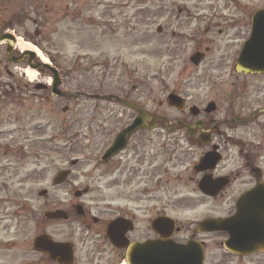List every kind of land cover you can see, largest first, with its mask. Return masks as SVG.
I'll return each mask as SVG.
<instances>
[{"label":"flooded vegetation","instance_id":"obj_1","mask_svg":"<svg viewBox=\"0 0 264 264\" xmlns=\"http://www.w3.org/2000/svg\"><path fill=\"white\" fill-rule=\"evenodd\" d=\"M211 2L215 5L216 13L208 14L199 21L202 23L191 29L186 28L187 33H179L187 39L188 46L191 45L190 53L188 51L186 56L170 57L172 67H181L177 77L171 80L162 78V83L157 82V89L164 98L156 102L154 108H149L146 96L141 93L142 83L129 87L126 83L119 84L109 93H101L98 89L94 94H80L94 100L95 106L90 115L83 116V124L76 127L77 134L73 135L72 142H64V129L68 127H63V134L48 135V127L52 124L51 118L55 112L51 88L41 81L29 83L25 78L15 77L9 70L6 59L7 47L0 45V264H20L21 150L37 145L46 148V144L52 141H57L55 145L58 150L55 154L61 165L64 164V155L68 156L69 151L78 156L70 160L72 169L68 167L57 170L51 188L70 187V183L78 177L84 182L78 188L73 183L68 191L72 197L69 202L51 199L48 190H43V197L48 198L45 212L43 215L35 213L33 218L36 224L40 221L35 238L46 235L54 241L71 244L72 254H64V264H164L160 259L164 258L165 251L169 250L171 244L177 246L176 250L173 249V264H190L183 262L182 258L187 257H202L201 264H264V228L259 222L253 229L242 224L237 253H231L225 247L230 239L227 232L198 234L194 228L191 237H180L182 226L178 222L175 232L168 228L165 232H156L153 228L156 220L166 216L164 187L178 190V182L181 180L191 184L194 193L210 202L230 201L231 209L228 213L203 220L227 219L236 215L245 198L248 203H264V103L253 109L248 104L250 99H243L249 92L251 96L254 90L261 92L258 84L264 75L237 73L235 67L244 40L230 43L225 40L230 29L237 31L234 39L242 37L244 30L251 26L253 14L260 8L241 14L242 25H238V15L234 13L243 9V0ZM76 4V0H0V35L15 24L27 26L33 16L36 26L39 24L41 27L42 22H47L42 18L64 9V6L67 12L70 6ZM50 6L52 10L49 9ZM169 14L171 17V13ZM70 17L69 13L68 16L64 14V19ZM76 18L78 19L77 15ZM193 18L190 9L184 6L178 8V16L172 22H176L175 25L178 22L190 24ZM162 20L167 23L159 27L157 33L159 36L170 35L165 50L170 54L176 53L178 50L173 39L178 37V33L174 26H170V20L166 16ZM215 37L218 39L209 40ZM13 55L19 57L17 53ZM197 56L198 64L194 61ZM28 58L25 57L24 62ZM162 62L166 63L164 60ZM189 70H195L198 74L206 73L205 90L211 91L213 99L206 103H197L191 99L188 94L189 85L198 83L203 78H193L188 73ZM4 73L11 76L4 78ZM215 73L218 74L219 82L212 77ZM226 75L230 79L223 80L222 77ZM146 92L149 95L148 88ZM96 94L100 98H93ZM65 95L55 97L71 98L69 93ZM107 95L112 98H101ZM260 96L262 98L258 96V101L264 102V94ZM126 103L135 104L147 120L143 127L127 138L122 149L109 152L119 136L139 116ZM110 105L113 109L102 108ZM164 105L172 112L165 111ZM24 118H30V121L27 122ZM16 123L23 126L18 129L6 128ZM240 127L249 129L250 132L246 136L228 135L227 130L237 132ZM38 130L42 132L39 136L36 135ZM184 145L192 156L196 154V150L200 154L197 161L190 166V174L186 177L177 174L175 177L166 170L174 169V164L165 169V151L173 149L174 157L175 151L181 150ZM230 149L234 150L233 154ZM40 152L43 155H38V158H46L47 153L42 150ZM209 155L216 162L201 165L200 162ZM229 157L232 162L227 161ZM171 162L173 161H169ZM235 162L239 163L232 164ZM243 170L249 173L250 181L247 183L242 179ZM64 172H68L66 179L63 177V183L55 184L56 177ZM205 179L208 182L206 180L203 185ZM179 195L176 194V197ZM248 210L264 212V209L259 208ZM53 212L66 214V218L46 217V214ZM58 225L64 226V231ZM70 234L72 235L69 238ZM166 234L172 235L165 237ZM216 234L224 236L221 245L226 253L213 258L208 253L207 238L198 236ZM58 236L64 238L58 240ZM191 245L194 247L186 250L194 251L195 254H180L182 248L185 250V247ZM90 248L92 255H89ZM83 251L86 253L83 254ZM106 251H110V254L107 255ZM200 251L202 255H198ZM34 253L42 258L37 264H60L49 255Z\"/></svg>","mask_w":264,"mask_h":264},{"label":"rangeland","instance_id":"obj_2","mask_svg":"<svg viewBox=\"0 0 264 264\" xmlns=\"http://www.w3.org/2000/svg\"><path fill=\"white\" fill-rule=\"evenodd\" d=\"M214 0H76V5L70 6L69 11L60 9L51 16L42 18L46 23L42 22V26H36L34 16L27 26H13L12 33L17 35L21 42L30 43L36 46L44 57L56 66L61 73L62 86L61 90L72 95L69 99L53 98L55 105L52 114V124L48 127V135L63 134L64 142H72L73 135H76V127L83 124V116L90 115L94 108V100H89L87 97H82L83 93H95L98 89L101 93H109L114 91L117 85L124 83L127 87L134 84H143L142 92L148 100V107L154 108L155 103L160 102L164 95L161 96L157 89L158 83H162V78L170 79L178 76V70L181 66L172 67V56H186L191 45L188 46V41L184 38L183 33L186 28H192L204 19L208 14L216 13ZM222 3L225 0H220ZM245 2L243 9L240 12L234 13L238 15V25H242L240 15L248 14L252 9L264 7V0H243ZM124 4V5H123ZM186 6L190 9V13L194 16L193 21L188 23L172 22V19L178 16V8ZM52 10V7H49ZM55 11V10H54ZM53 11V12H54ZM70 19H64V14ZM171 13V17L170 14ZM78 16V19L76 18ZM170 20V26H174L178 33V37L173 39L178 52L169 53L165 50L166 41L171 37L159 36L157 29L165 23L163 17ZM40 18V17H38ZM184 19V18H182ZM235 19V18H234ZM15 23V21H13ZM41 23V21H39ZM188 24V25H187ZM233 24H236L235 22ZM188 30V29H187ZM237 31L230 29L229 35L225 40L227 43L242 41L248 38L247 30H244L242 37L234 39ZM187 33V32H186ZM171 34V33H170ZM218 37L209 38V40H217ZM172 43V42H171ZM173 45V44H172ZM3 49V48H2ZM5 51V50H4ZM190 53V51H189ZM4 54V52H3ZM165 61L166 63L164 64ZM27 62L22 64L9 63V70L15 73V77L25 78L27 81L46 83L51 78L49 72L38 75L35 78H28L25 74ZM203 67V66H202ZM201 67V68H202ZM200 68V69H201ZM193 78L200 76L203 78L198 83L193 82L189 85L188 94L192 100L197 103L202 101L208 102L213 99L211 91L205 90L206 73L198 74L195 70L188 71ZM4 78L8 76L4 73ZM213 79L219 82L218 74H213ZM223 80L230 79L226 75ZM146 81V82H143ZM258 86L261 92H250L243 98L248 101V104L256 108L258 104L264 103L258 101V96L262 98L264 94V77L261 78ZM226 87V86H224ZM149 89V95L146 92ZM76 96V97H74ZM68 107V111L63 113V109ZM107 110L112 108L102 107ZM113 109V108H112ZM167 112H172L164 105ZM175 114V112H173ZM7 119V117H4ZM27 122L30 118H24ZM4 126H7L4 124ZM23 125L16 123L7 129H18ZM20 130V129H19ZM39 131V130H38ZM36 131V135L42 132ZM228 135H244L246 136L249 129L240 127L239 131L231 132ZM22 134V132H21ZM36 142H39L37 140ZM57 141L47 143L46 148L26 147L21 150L20 160V206H21V234H20V264H37L39 255L33 251V240L40 228V221L36 224L33 221L35 213L44 214L46 208L47 197H40V193L47 189L49 198L63 199L64 202H69L72 197L68 191L73 183H76V188L84 185L81 178H76V181L70 183V187L64 186L63 189L51 188L53 179L57 174V170L70 168V160L78 155L73 151H69L68 156L64 155V164L61 165L55 151ZM56 144V145H55ZM56 146V147H55ZM37 148V149H35ZM40 150L44 151L46 158H38V155H43ZM226 150V149H225ZM232 154L233 149H230ZM73 152V153H72ZM174 150L165 151V169L170 168L174 164V169L169 170L171 175L175 177L177 174L186 177L190 174V166L197 161L200 151L196 150L195 155H191L187 146L184 145L181 150L175 151V156L172 157ZM38 153V154H36ZM229 155L231 152L228 150ZM171 155V156H170ZM178 161H177V160ZM169 161H173L169 163ZM228 162H232L229 157ZM239 162L232 163L237 165ZM230 164V165H232ZM77 173V172H76ZM75 178V175L74 177ZM243 182L250 181L249 173L243 170ZM166 181V178H164ZM178 190H174L169 186L164 187V202L167 210L165 215L176 220L182 226L180 237H191L193 229L199 221L208 217L223 216L230 211V201L228 202H210L209 200L200 197L199 194L193 192V186L186 183L184 180L178 182ZM64 191V192H63ZM179 191V193H178ZM176 194H180L176 197ZM47 198V199H46ZM59 228L64 226L58 225ZM62 226V227H60ZM72 234L68 237L70 238ZM207 238L208 253L211 257H215L226 252L221 245L223 235L198 236ZM64 238V236H58ZM79 237H77L78 239ZM79 241V239H78ZM222 246V247H221ZM83 254L86 251L82 252ZM107 255L110 251L105 252ZM89 255H92V249L89 250Z\"/></svg>","mask_w":264,"mask_h":264},{"label":"water","instance_id":"obj_3","mask_svg":"<svg viewBox=\"0 0 264 264\" xmlns=\"http://www.w3.org/2000/svg\"><path fill=\"white\" fill-rule=\"evenodd\" d=\"M6 43L7 44V57L10 61L14 63H21L23 61V57L28 55L30 56L29 60V67L33 70H40V69H49L53 74V85H52V92L55 95L62 96V92L58 89L62 82H61V76L59 71L46 63H39L37 65L34 64V61L36 59V54L31 51H26L21 58L16 59L12 57V51L16 45V39L10 34H4L0 35V44ZM198 56L194 58V61L196 60V64L199 63L197 61ZM237 71H242L245 74H260L264 71V9L259 10L255 13L253 20H252V28H251V35L250 38L245 42L244 47L241 51L240 58L237 64ZM128 107H131L135 110H137L140 113V116L136 119L134 124L128 128L126 131H124L118 138L117 142H120V145H118L116 152L120 149H122L126 143L127 138L138 128L143 127L144 123L147 120V117L142 114L140 109L135 104H126ZM215 161L211 155L204 158L202 163L204 164H212ZM216 162V161H215ZM67 172H64L58 179V181H61V179L64 177L66 178ZM208 182V179H205L203 181V185L205 182ZM249 208H259L264 209V203H248L247 199L245 198L242 203L239 205L238 213L226 220H206L198 223L197 231L196 232H227L230 234V239L225 243V247L228 251L232 253H237L238 251V236H239V230L242 226V224L247 225L248 229H253L257 226V222H259L260 226L264 228V212H250ZM52 218H66V214H51L48 215ZM174 227V221L170 218H161L158 219L154 223V229L160 232H165L166 229H170L171 232ZM110 235V230H109ZM171 235V234H170ZM170 235H165L170 236ZM34 247L36 250L48 253L54 260H58L60 263H64V254L68 253L71 255V248L70 244H64V243H57L51 241L47 236H40L35 239ZM194 245L185 247V250L183 248L181 249L180 254L186 255L189 253H194V251L186 250L188 248L192 249ZM139 249H142V247H139ZM176 250V248H175ZM198 255H202V252L200 251ZM186 257V256H185ZM175 252L173 251V248H169V250L165 251L164 258H161L160 261L164 264H173L175 261ZM182 259H190L189 262L200 264L202 261L201 258H182ZM181 259V260H182Z\"/></svg>","mask_w":264,"mask_h":264},{"label":"bare ground","instance_id":"obj_4","mask_svg":"<svg viewBox=\"0 0 264 264\" xmlns=\"http://www.w3.org/2000/svg\"><path fill=\"white\" fill-rule=\"evenodd\" d=\"M18 41V49L20 51H30L33 50L34 52H36L39 56V58L43 61V62H48V59L46 57L43 56V54L41 53V51L33 46L30 43H26V42H21L20 38L17 40ZM25 74L27 75L28 78H35L38 75V72H36L35 70L32 69H26Z\"/></svg>","mask_w":264,"mask_h":264}]
</instances>
